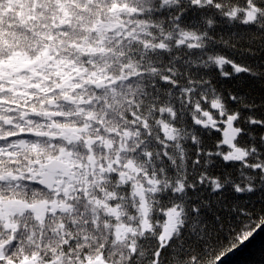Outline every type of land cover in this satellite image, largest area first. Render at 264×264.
Listing matches in <instances>:
<instances>
[{"label":"snow or ice","instance_id":"6c2138e0","mask_svg":"<svg viewBox=\"0 0 264 264\" xmlns=\"http://www.w3.org/2000/svg\"><path fill=\"white\" fill-rule=\"evenodd\" d=\"M264 225V0H0V264H218Z\"/></svg>","mask_w":264,"mask_h":264},{"label":"trees","instance_id":"16d2710c","mask_svg":"<svg viewBox=\"0 0 264 264\" xmlns=\"http://www.w3.org/2000/svg\"><path fill=\"white\" fill-rule=\"evenodd\" d=\"M218 264H264V225Z\"/></svg>","mask_w":264,"mask_h":264}]
</instances>
